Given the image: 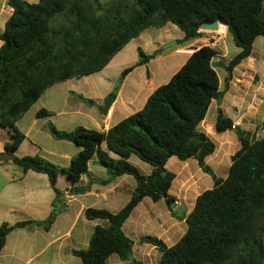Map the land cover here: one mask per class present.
I'll list each match as a JSON object with an SVG mask.
<instances>
[{
	"label": "trees",
	"instance_id": "1",
	"mask_svg": "<svg viewBox=\"0 0 264 264\" xmlns=\"http://www.w3.org/2000/svg\"><path fill=\"white\" fill-rule=\"evenodd\" d=\"M90 0H9L14 10L0 35V128L11 140L6 152L15 151L26 140L16 124L52 86L70 79L83 78L103 70L130 41L146 29H161L173 24L184 33L183 42L200 38L206 23H225L241 52L228 64H221L232 77L234 69L248 59L255 41L264 37V0H135V8L95 17L81 6ZM57 16L74 17L69 28H52ZM178 44H181L180 42ZM139 64L156 56L139 50ZM217 51L204 46L194 51L168 84L159 87L145 107L108 132L79 127L71 132L49 125L52 136L81 148L68 168L57 166L41 157H15L14 163L25 171L45 174L56 194L58 177L66 174L78 182L88 170L90 160L108 171L103 184L131 176L137 187L130 202L119 212L88 209V220H103L108 228L96 227L86 251H75L82 264H108L112 255L130 261L134 241L123 226L135 208L145 199L165 200L171 207L170 195L176 175L166 166L176 158L181 162L198 161L202 170L215 180L212 190L202 193L187 217L188 230L173 247L147 236L141 242L156 247L160 264H264L262 241L257 236L260 218L264 215V137L235 128L240 150L232 157L226 179H216L205 161L216 152V144L200 131L213 101L223 98L220 79L213 64ZM136 66L126 69L121 81ZM46 110L38 118L50 117ZM233 122L219 111L215 132L222 134ZM105 146V147H103ZM136 156L152 167L144 176L129 162ZM57 212L43 224L52 226ZM29 222L0 228V253L8 235ZM134 264H142L134 262Z\"/></svg>",
	"mask_w": 264,
	"mask_h": 264
},
{
	"label": "crops",
	"instance_id": "2",
	"mask_svg": "<svg viewBox=\"0 0 264 264\" xmlns=\"http://www.w3.org/2000/svg\"><path fill=\"white\" fill-rule=\"evenodd\" d=\"M24 1L37 4L39 0ZM8 2L9 0L0 1V35L14 12ZM158 30L161 33L153 41L142 42L134 47L137 51H143L146 56L156 57L146 64H139V60L135 69L123 81L121 76L128 65L119 62L121 68L114 79L104 73L91 89L78 87L75 92L70 79L46 90L16 124L26 140L13 155L18 158L41 157L57 166L68 168L82 149H74L67 143L54 141L49 131L50 124L57 130L66 132L79 127L108 132L140 112L149 97L159 87L169 83L194 51L209 46V41L216 36L214 33L204 32L200 38L184 43V33H178L173 24H167ZM221 33V40L215 48L218 54L213 60L218 76L219 68L224 69L221 64L228 65L241 52L227 28ZM137 39L130 41L116 56L125 52ZM173 41L181 44L173 46L177 48H165V45ZM2 45L0 40V48ZM108 68L103 71L106 72ZM227 78L226 72L224 91L220 80L223 98L213 101L211 107L217 103L218 115L222 111L233 122V126L250 132L257 138L264 137V37L255 41L251 56L234 69L229 82ZM222 101H225L224 105ZM41 110H46L51 116L38 118L37 114ZM214 120L207 128L209 134H214L217 122ZM205 123L206 120L202 124ZM45 127L48 133L45 132L44 138L42 129ZM218 135L221 136L219 144L208 136L217 149L206 159L205 164L216 179L223 180L229 174L232 157L240 150V143L233 128ZM9 140V132L5 133L0 128V156L8 153L6 144ZM133 157L129 162L142 175H151L152 167H146ZM174 159L167 164L168 170L169 164H178ZM181 164L178 168L180 173L174 172L175 181L179 178L177 190L172 191L175 181L170 190L175 203L169 207L165 200L154 202L145 198L123 226L126 236L135 243L131 260L122 261L119 256L112 255L108 264H160V252L153 245L141 242V239L151 236L162 240L168 247H173L185 236L188 230L186 220L194 210L197 198L214 189L215 180L202 170L195 159ZM214 167L222 176H218ZM108 179V171L98 163L97 156H94L88 164L87 172L78 182H73L66 174L58 177L57 189L60 194L57 195L47 175L25 171L14 161L0 163V228L5 224L14 226L18 223H30L8 235L0 253V264H82V260L74 252L88 250L96 227H109L107 221L88 220L86 211L99 209L119 213L130 202L137 187L136 180L131 176L103 184ZM54 211L57 212L55 221L46 230L39 223H45Z\"/></svg>",
	"mask_w": 264,
	"mask_h": 264
},
{
	"label": "rangeland",
	"instance_id": "3",
	"mask_svg": "<svg viewBox=\"0 0 264 264\" xmlns=\"http://www.w3.org/2000/svg\"><path fill=\"white\" fill-rule=\"evenodd\" d=\"M135 5H136L135 0H90L88 2L83 3L81 6L84 8V10H86L88 12L89 16H92V14H93L95 17H97V16L99 17V16L107 14V13L109 14L110 12H115V10L118 7H122V10H126L127 8H129V9L135 8ZM126 11H128V10H126ZM74 20H75L74 17L57 16L52 22V28H54V29H59L60 27L69 28L71 23ZM145 31H144L145 32L144 34H143V32L140 34V36L142 35L141 37L140 36L137 37L138 39L136 40V42L131 44V46H129V48H127L125 52L119 54L116 57L114 56L111 59L110 63L108 64L109 66L107 65L105 67V68L109 67L106 70V72H104L103 71L104 69H103L99 72H96V73L89 75V76H85L83 78L71 79L70 83L73 86L72 90L77 92L78 87L79 88H81V87L87 88L88 87V89H91L92 86L94 84H96V82L99 80L100 76H102L104 73L107 74L110 77V79H114L118 70L121 68V65H118L119 62H120V64H124V63L127 64L128 67L126 69L134 67L135 64L140 60L139 50L137 51L136 49H134V47L136 45H138L139 43H142V42L153 41L155 39V37L161 33L160 30H158V28H154V27L148 28ZM176 31L178 33H181V30L178 27H176ZM171 34H173V33H171ZM175 42L176 41H173L171 43H175ZM168 44H170V43H168ZM167 45H165V46H167ZM173 48H177V47H173ZM193 50H194V48L191 49V51H193ZM121 59H123V61H121ZM225 74H226V71L224 69L219 68V78L221 80V87H222L223 91L225 89V84H224ZM221 103H223V105H224L225 101H222ZM212 107L209 110L207 117L205 119L206 123L202 124L199 129L201 132H204L207 136L211 137L212 140H214V142L219 144L221 136L216 134L215 131H214V134H209L208 129H207L209 126V123L212 122L213 119H215L214 122H216L217 117H218V104L216 103ZM43 123H44V121H43ZM42 130H43L42 131L43 137L45 138V136H46L45 132H47L48 130L46 127L43 128ZM4 132L8 133L7 130H4ZM50 135L52 136L51 133H50ZM52 139L58 143L59 142L60 143H67L68 145H70L71 147L76 149V146L70 142H61L60 140L55 139L53 136H52ZM8 142H10V140ZM133 158L136 161L145 165L146 167H151L150 165L146 164L145 162H142L136 156H134ZM173 161H176V163H178V164H176V165L175 164H169V166H168L169 171H171L173 173L175 172L176 174H179L180 173V170L178 169L179 164L180 163L183 164V162L179 161L176 158ZM189 169L190 170L192 169V164H191ZM215 170H216V172H218L216 168H215ZM217 174H218V176H222V174L220 172H218ZM177 181H178V183H177ZM177 181H175V183L173 185V190H172L173 192H175L177 190V186L179 184V178ZM257 236L262 241V245H263V249H264V215L259 220V224H258V228H257Z\"/></svg>",
	"mask_w": 264,
	"mask_h": 264
},
{
	"label": "water",
	"instance_id": "4",
	"mask_svg": "<svg viewBox=\"0 0 264 264\" xmlns=\"http://www.w3.org/2000/svg\"><path fill=\"white\" fill-rule=\"evenodd\" d=\"M220 26L226 27V24L221 23L219 21H214L211 23L204 24L202 26V30L207 31V32H216V31H219ZM177 44L178 42L176 41L175 43L168 44L167 46H165V48H172L174 45H177ZM106 106H109L108 103H106ZM14 160H15V156L12 153H6L0 156V163L7 162V161H14Z\"/></svg>",
	"mask_w": 264,
	"mask_h": 264
},
{
	"label": "built area",
	"instance_id": "5",
	"mask_svg": "<svg viewBox=\"0 0 264 264\" xmlns=\"http://www.w3.org/2000/svg\"><path fill=\"white\" fill-rule=\"evenodd\" d=\"M227 27H224V26H220V29H219V32L218 33L217 31L216 32H210V33H214L216 36H215V39H212L211 41H209V46L213 49H215L218 45V42L221 40V35L224 30H226ZM204 32H207V31H204ZM236 126H233L232 128L235 129Z\"/></svg>",
	"mask_w": 264,
	"mask_h": 264
}]
</instances>
